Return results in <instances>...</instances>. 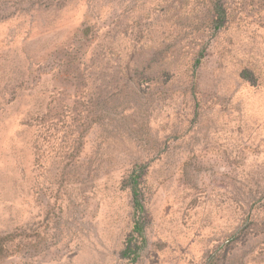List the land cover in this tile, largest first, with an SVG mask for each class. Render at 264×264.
I'll return each instance as SVG.
<instances>
[{
    "label": "rangeland",
    "instance_id": "obj_1",
    "mask_svg": "<svg viewBox=\"0 0 264 264\" xmlns=\"http://www.w3.org/2000/svg\"><path fill=\"white\" fill-rule=\"evenodd\" d=\"M223 1L0 0V264H264V0Z\"/></svg>",
    "mask_w": 264,
    "mask_h": 264
},
{
    "label": "trees",
    "instance_id": "obj_2",
    "mask_svg": "<svg viewBox=\"0 0 264 264\" xmlns=\"http://www.w3.org/2000/svg\"><path fill=\"white\" fill-rule=\"evenodd\" d=\"M223 0H212L211 9L213 12V23L215 29L219 28L228 20V9L224 4ZM218 22V24H217ZM216 24V25H215ZM140 173L134 177L132 176L131 185V196L134 214L136 218L133 220V232H135L139 237H143V226L146 223L145 210L143 206V195L139 187ZM143 239V238H142Z\"/></svg>",
    "mask_w": 264,
    "mask_h": 264
}]
</instances>
